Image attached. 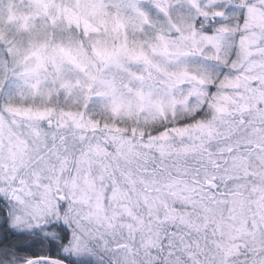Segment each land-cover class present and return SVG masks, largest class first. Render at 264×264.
Instances as JSON below:
<instances>
[{
	"label": "rangeland",
	"instance_id": "1",
	"mask_svg": "<svg viewBox=\"0 0 264 264\" xmlns=\"http://www.w3.org/2000/svg\"><path fill=\"white\" fill-rule=\"evenodd\" d=\"M0 208L72 264H264V0H0Z\"/></svg>",
	"mask_w": 264,
	"mask_h": 264
},
{
	"label": "trees",
	"instance_id": "2",
	"mask_svg": "<svg viewBox=\"0 0 264 264\" xmlns=\"http://www.w3.org/2000/svg\"><path fill=\"white\" fill-rule=\"evenodd\" d=\"M0 213L2 214L1 208ZM33 236L36 235H29L27 233L12 234L8 230L2 232L0 238V254L6 253L11 256L12 254H16L14 258H23L24 261L37 257L59 258L68 264H72L59 254V250L55 249L56 245L53 246L50 240L39 238V236L35 238ZM66 236L64 233L62 240L66 239Z\"/></svg>",
	"mask_w": 264,
	"mask_h": 264
},
{
	"label": "water",
	"instance_id": "3",
	"mask_svg": "<svg viewBox=\"0 0 264 264\" xmlns=\"http://www.w3.org/2000/svg\"><path fill=\"white\" fill-rule=\"evenodd\" d=\"M33 262H42V263H50V264H66L64 261L59 260V259L43 258V257L31 259L26 264H31Z\"/></svg>",
	"mask_w": 264,
	"mask_h": 264
}]
</instances>
